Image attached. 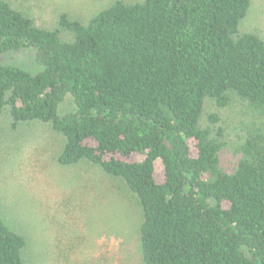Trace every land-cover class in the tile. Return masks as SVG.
<instances>
[{"label":"trees","instance_id":"obj_1","mask_svg":"<svg viewBox=\"0 0 264 264\" xmlns=\"http://www.w3.org/2000/svg\"><path fill=\"white\" fill-rule=\"evenodd\" d=\"M250 4L115 0L45 29L0 0V56L30 50L40 68L0 63V132L47 126L58 166L119 183L140 211V264H264V42L239 29ZM26 248L0 216V264H25Z\"/></svg>","mask_w":264,"mask_h":264},{"label":"rangeland","instance_id":"obj_2","mask_svg":"<svg viewBox=\"0 0 264 264\" xmlns=\"http://www.w3.org/2000/svg\"><path fill=\"white\" fill-rule=\"evenodd\" d=\"M5 1L38 27L53 29L61 13L86 23L115 0ZM239 29L264 42V0H251ZM32 61L30 50L0 56V63L36 73L40 68ZM73 109L71 97H66L59 114ZM60 146V138L39 123L12 131L5 121L0 132V216L24 237L25 264H140L136 204L122 196L119 183L97 170L58 166ZM156 173L160 178V166Z\"/></svg>","mask_w":264,"mask_h":264}]
</instances>
